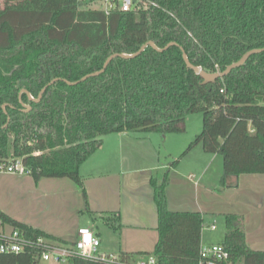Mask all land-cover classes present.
Listing matches in <instances>:
<instances>
[{
  "label": "trees",
  "instance_id": "16d2710c",
  "mask_svg": "<svg viewBox=\"0 0 264 264\" xmlns=\"http://www.w3.org/2000/svg\"><path fill=\"white\" fill-rule=\"evenodd\" d=\"M97 1L6 0L0 9V168L21 159L36 183L69 179L90 211L80 168L106 136L181 134L187 117L200 113L203 130L181 157L196 146L222 156L223 190L237 187L241 176L264 175V52L203 85L180 49L193 65L215 73L264 48V0H138L131 11L109 15L89 7ZM150 41L160 49L173 42L180 47H148L136 58H116L99 76L49 86L39 102L23 93L38 99L53 80L77 82L101 71L111 55L135 54ZM168 184L169 172L160 183L151 181L158 211L153 252L119 254L124 261L152 255L157 264H200L206 219L170 211ZM222 217L227 232L220 245L230 253L224 264H264V251L246 240L244 218ZM0 218L30 238L71 244L1 210ZM39 263L33 253L0 254V264ZM68 264L105 263L76 256Z\"/></svg>",
  "mask_w": 264,
  "mask_h": 264
},
{
  "label": "crops",
  "instance_id": "0c3cea01",
  "mask_svg": "<svg viewBox=\"0 0 264 264\" xmlns=\"http://www.w3.org/2000/svg\"><path fill=\"white\" fill-rule=\"evenodd\" d=\"M5 2L6 0L2 2L4 6ZM131 134L132 132H124L106 136L102 147L95 153V159L89 161L91 156L85 162V164L89 162L87 167L82 164L80 174L88 195L90 210L88 211L86 207L88 218L83 215L80 218V211L73 218L69 209L70 200L63 197V194L49 193L45 200L40 199L41 184L43 183L42 187L51 184L50 182L59 184L58 181L48 180L60 179H42L36 183L32 178L36 188L31 194L32 208L36 209V203L50 207V212L53 210L57 214L55 224H48L45 221L38 223L34 220L22 222L5 212L1 206L0 210L14 220L71 243L77 239L79 228L88 227L101 240L100 252L102 253L118 255L121 253H152L158 241V211L151 181L155 178L160 183L165 174L169 172L166 193L170 211L201 213L204 218L206 215L216 217L229 213L241 215L244 218L248 244L255 250L264 251L259 248L261 235L255 234L259 230L249 233V213L256 211L258 206L251 201L241 200L235 195L241 187L242 176L236 179L237 187L222 189L224 174L222 156L208 154L201 146H196L185 157L166 150L162 155L163 159L159 156L161 148L157 149L152 142L153 138L149 139L150 145L141 148V152L138 150L137 139H133L136 137H132ZM179 140H183L179 152L182 155L194 140L185 138ZM147 149L148 151L145 152ZM136 154H141V156L144 154L150 162L144 163L140 159L141 156H136ZM176 157H179L177 161L180 163L177 164L178 167L177 165L172 167L171 159H176ZM82 198L84 200L83 195ZM225 202H235L239 210L235 212H232L231 208L224 210ZM261 208L262 206L259 207ZM97 221L104 223L112 230H117L118 237L115 240L106 238L105 234L100 231ZM214 222H206L202 232V246L220 245L222 242H214L215 240H212L210 236L206 237L207 231H217V229H211ZM72 235L75 238H72ZM204 238H206L205 241Z\"/></svg>",
  "mask_w": 264,
  "mask_h": 264
},
{
  "label": "rangeland",
  "instance_id": "374dc122",
  "mask_svg": "<svg viewBox=\"0 0 264 264\" xmlns=\"http://www.w3.org/2000/svg\"><path fill=\"white\" fill-rule=\"evenodd\" d=\"M4 0H0V8L4 7ZM91 8L99 9L103 8L102 2H93L89 5ZM186 130L181 134H167L163 135L161 133L155 132H132V137H136L133 139H137L138 150L141 151L142 147H146L150 145V138H153L152 141L157 149L161 148L160 157L164 159L163 154H165L166 150H171L174 153H177L181 156L180 148H182L183 140L179 139H189L195 140V138L202 132L203 130V116L200 113L192 114L186 119ZM168 140H165L167 139ZM106 139V137L104 138ZM103 139V140H104ZM188 142V141H187ZM148 149L145 151L147 152ZM142 152V151H141ZM183 152V151H182ZM102 154V153H101ZM183 154V153H182ZM97 155V154H96ZM136 156H141V154H136ZM95 154L92 155V158L89 161H93L95 159ZM99 157V155H98ZM140 159L146 163L150 162L148 158L145 157L144 154L140 157ZM16 159L10 160L8 164H11L12 161ZM19 160V159H17ZM179 160V157L176 159H171V162ZM88 161V160H87ZM89 162L84 165H88ZM180 163V162H179ZM178 163V165H179ZM183 163V162H182ZM177 165V167H178ZM85 167V166H84ZM183 167V166H182ZM182 167L180 169H182ZM185 167V164H184ZM48 181H58L59 184H54L57 182H50L47 186H43L41 184L39 188V194L42 195L40 199L45 200L47 194H63V197L68 198L70 200L69 209L73 215V218L77 216L78 211L79 217L83 215L88 218V212H86L85 202L82 198L81 191L79 187L69 179H60V180H48ZM35 188L34 181L29 175H18V174H7L4 172H0V206L5 210V212L11 214L16 217L18 220L24 222V220H34L38 223L43 221L48 224H55V218L57 217L56 212L51 210L50 207L42 206L41 203H36V209L32 208V191ZM79 190V192H78ZM78 193V194H77ZM236 197H239L241 200H248L256 204L258 209L253 213H249V233L254 230H259L255 234L257 236L261 235V241L259 248L264 249V175H244L241 177V187L237 192H235ZM39 199V198H37ZM259 209V207H261ZM223 208L224 210H228L227 208H231L232 212L238 207L235 202H225ZM48 210V213H47ZM50 212V214H49ZM83 212V213H81ZM206 222L215 221L214 224L217 226V231L215 232H206V237H211L214 242L223 241L225 234L227 232V228L224 223V219L222 215H217L213 217L211 215L205 216ZM98 222V221H97ZM98 227L100 231H102L106 238L115 240L118 237L117 230H112L108 228L104 223L98 222ZM78 234V231H77ZM72 238H75L72 235ZM206 238H204L205 241ZM205 246V245H204ZM39 264H68V263H56L54 261H40Z\"/></svg>",
  "mask_w": 264,
  "mask_h": 264
},
{
  "label": "built area",
  "instance_id": "2783aa9c",
  "mask_svg": "<svg viewBox=\"0 0 264 264\" xmlns=\"http://www.w3.org/2000/svg\"><path fill=\"white\" fill-rule=\"evenodd\" d=\"M135 0H102V6L106 14L119 9L122 12L132 10ZM223 92V91H222ZM39 153H35L37 155ZM8 174L30 175L22 160H14L11 164L0 168ZM212 230L217 226L213 224ZM101 240L88 227L78 229L77 239L70 245H63L46 238H30L25 233L14 229L10 224L0 218V254L19 255L33 253L39 261H54L56 263H68L76 256L89 260L99 261L105 264H157L154 256H139L135 262L124 261L118 254H106L100 252ZM230 253L222 245L202 246L200 264H224L229 261Z\"/></svg>",
  "mask_w": 264,
  "mask_h": 264
},
{
  "label": "water",
  "instance_id": "95a60500",
  "mask_svg": "<svg viewBox=\"0 0 264 264\" xmlns=\"http://www.w3.org/2000/svg\"><path fill=\"white\" fill-rule=\"evenodd\" d=\"M134 2H136V0ZM171 46L180 47L176 42H173V43H170L169 45H167L164 49H160V48H158L156 46V44L154 42L150 41L149 43H147L144 46H142L141 49L135 54H124V53H120L119 54V53H117V54L111 55L107 59V61L105 62V64H104V66H103L101 71L89 74V75L83 77L81 80H79L77 82H69V81H67L65 79H55V80H53L45 88H43V90L41 91L38 99H35L27 90H24L23 93H26L31 101L39 102L42 99L43 94L47 90V88L49 86H52L53 84L59 82V81H63V82H65L66 84H68L70 86L77 85V84H79V83H81L83 81H86L88 78L99 76L100 74L104 73L106 71V69L108 68V66L110 65V63L116 58L132 59V58H136V57L140 56L148 47H152L153 49H155L158 52H164L165 50L169 49ZM180 49H181V51L183 53V58H184V61L186 62L187 67L189 69L193 70L196 73V75L200 76L203 79V82H202L203 85L215 84L218 80L229 76L233 70L244 66L246 64V62L250 59L251 56L256 55V54H261V53L264 52V48L253 49V50L245 53L241 57V59L239 61L231 64L224 71H218V72H215V73H210V72L205 71L203 69V67L193 65L190 62L189 57H188L187 53L185 52V50L182 47H180ZM22 105H23L24 108H26L25 111H30L31 110V107L29 105H26L23 102H22ZM4 109H5V106H4Z\"/></svg>",
  "mask_w": 264,
  "mask_h": 264
},
{
  "label": "flooded vegetation",
  "instance_id": "af4514ba",
  "mask_svg": "<svg viewBox=\"0 0 264 264\" xmlns=\"http://www.w3.org/2000/svg\"><path fill=\"white\" fill-rule=\"evenodd\" d=\"M26 110V109H25Z\"/></svg>",
  "mask_w": 264,
  "mask_h": 264
}]
</instances>
